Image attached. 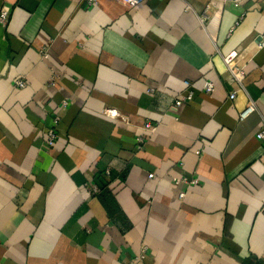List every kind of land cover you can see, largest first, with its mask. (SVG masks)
Returning <instances> with one entry per match:
<instances>
[{
	"label": "crops",
	"instance_id": "crops-1",
	"mask_svg": "<svg viewBox=\"0 0 264 264\" xmlns=\"http://www.w3.org/2000/svg\"><path fill=\"white\" fill-rule=\"evenodd\" d=\"M97 2L0 0V264H264V0Z\"/></svg>",
	"mask_w": 264,
	"mask_h": 264
},
{
	"label": "built area",
	"instance_id": "built-area-1",
	"mask_svg": "<svg viewBox=\"0 0 264 264\" xmlns=\"http://www.w3.org/2000/svg\"><path fill=\"white\" fill-rule=\"evenodd\" d=\"M83 1L87 6H93V5H96L98 3L97 0H83ZM115 1L121 3L124 7L128 8V9H132V8L140 5L141 3H143L145 0H115ZM226 1L229 3H232L234 5H240V4H242L246 1H249V0H226ZM8 14H9V12H8V9L6 7L0 8V25L6 24V22L8 20ZM203 17H205V13H203L202 16H200L201 21H203ZM253 43L257 49L263 48L264 47V35L260 36V38L256 42H253ZM40 54L42 57H47V48L41 49ZM221 57H222V61H223L224 65L226 67V70L230 75L231 81L233 83L237 84L239 86V89H243L244 88L243 87V80L245 77V71H244L243 67H240L234 63L235 58L237 57V51L232 50L229 53L222 55ZM56 78H58V75L55 74L54 77H52L49 84L53 85L54 79H56ZM25 85L26 84L22 78H17L13 81V87L14 88L21 89V88H24ZM184 85H185V91L183 93L177 95L173 99L171 106H170L171 108L177 109L183 103L192 100V98L194 96V92L191 89V83L188 81H185ZM213 89H214V83L212 81L205 80L202 82L201 90L203 91V93L208 94V93L212 92ZM147 91L148 92H154V89L150 88ZM236 93H237V91H231L228 95V98L230 100H233L236 96ZM66 104H67V102L63 101L62 106H65ZM255 110H256L255 103L253 101L249 100L247 105L243 108V110H241L239 112V119H244L245 117H247L249 114H251ZM101 114L107 118L120 120L126 124H129L128 118L126 116H124L123 114H121L116 108L104 107L101 110ZM56 124H57V119L55 118L53 120L52 126H50L44 130L45 144L48 147H52L53 144L55 143L56 139H57V133H56V129H55ZM138 128L143 130L144 134L138 136L136 141L139 145H144L145 140H146V136L153 133L156 130V125L150 123L149 121H146V122L142 123L141 125H139ZM255 137L259 141H264V125L260 130H258L256 132ZM263 156H264V151H263ZM152 176H153L152 174L148 175V177H150V178ZM173 182L176 185L184 184L186 186H189V185L197 184L198 179H196V178L187 179L186 177H182V178H174ZM88 189H89V192L93 193V194L98 192V188L95 184H90ZM178 196L180 198H182L184 196V192H180ZM261 213L264 215V207L262 208ZM147 250H148L147 246L142 245L141 248L139 249V253H137L134 257H132L128 261L127 264H138L140 261H142V259L145 258Z\"/></svg>",
	"mask_w": 264,
	"mask_h": 264
},
{
	"label": "trees",
	"instance_id": "trees-1",
	"mask_svg": "<svg viewBox=\"0 0 264 264\" xmlns=\"http://www.w3.org/2000/svg\"><path fill=\"white\" fill-rule=\"evenodd\" d=\"M97 186V185H96ZM97 188H98V186H97Z\"/></svg>",
	"mask_w": 264,
	"mask_h": 264
}]
</instances>
